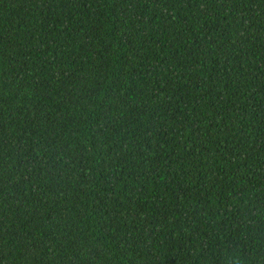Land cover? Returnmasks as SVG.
<instances>
[{
	"label": "trees",
	"instance_id": "trees-1",
	"mask_svg": "<svg viewBox=\"0 0 264 264\" xmlns=\"http://www.w3.org/2000/svg\"><path fill=\"white\" fill-rule=\"evenodd\" d=\"M0 264H264V0H0Z\"/></svg>",
	"mask_w": 264,
	"mask_h": 264
}]
</instances>
